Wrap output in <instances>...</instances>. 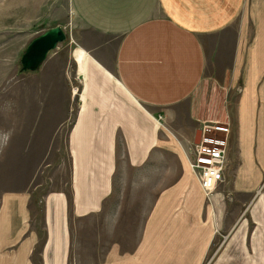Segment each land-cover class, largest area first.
Masks as SVG:
<instances>
[{
    "label": "crops",
    "instance_id": "0c3cea01",
    "mask_svg": "<svg viewBox=\"0 0 264 264\" xmlns=\"http://www.w3.org/2000/svg\"><path fill=\"white\" fill-rule=\"evenodd\" d=\"M23 2L0 0V56L4 21L9 17L5 14L15 10L19 19ZM246 2L71 0L87 29L115 41L114 77L82 49L75 53L84 79L69 133L75 174L73 213L77 217L97 213L112 196L117 138L123 144V179H143L147 169L146 185L156 186L150 193L155 195L153 201L148 205L142 200L141 222H146V229L139 243L131 250L111 249L98 264H201L217 234L225 243L234 233L241 256L248 238L250 264H264V91L256 88L260 82L256 40L264 28L256 34L243 83L239 76L248 43L238 21ZM257 11L264 19V5ZM92 65L106 87L95 84L88 72ZM111 80L115 90L109 86ZM212 82L209 103L183 112L184 103L196 93L206 96ZM235 87L240 91L233 104L225 181L208 197L189 167L187 146L202 122L225 123L222 101L234 97ZM231 195L238 202L241 196H251L250 203H242L243 209L231 215ZM30 202L28 191L0 195V264H35L40 235L32 224ZM44 203L42 264H52V257L63 264L67 203L61 193ZM249 209L251 222H246L243 217Z\"/></svg>",
    "mask_w": 264,
    "mask_h": 264
},
{
    "label": "rangeland",
    "instance_id": "374dc122",
    "mask_svg": "<svg viewBox=\"0 0 264 264\" xmlns=\"http://www.w3.org/2000/svg\"><path fill=\"white\" fill-rule=\"evenodd\" d=\"M26 1L23 2L25 7L18 13L19 19L14 9L5 14V17H9L4 21L2 35L4 48L0 56V195L8 191L31 192L32 224L40 235L33 258L35 264H42L41 253L46 240L44 202L53 194H64L67 203L65 219L68 236L66 246L62 249L65 251L63 264H98L107 259L111 249L131 250L139 243L140 236L146 229V222H141L144 216L140 211L142 200H147L149 205L155 196L150 193L156 186L146 185L149 182L147 169L143 172V179L134 176L128 182L123 179L121 174L125 165L120 162L123 144L117 138L114 155L118 171L112 182V196L103 201L102 208L97 213L85 217L74 215L75 174L69 133L76 120L84 79L78 71L75 53L82 49L114 77L115 41L100 37L87 29L74 11L71 0ZM262 5L264 4L247 0L238 21L245 29L248 43L239 76L243 83L248 72V55L253 49L256 34L258 32L259 35V28H264V19L258 18L257 11ZM55 27L64 31L65 41L50 51L36 71L22 72L20 59L27 46L32 40ZM256 48L260 66L257 70L260 82L256 88L264 91V34L256 40ZM93 66L95 67L88 66L90 76L96 79V85L106 87L105 81L98 76ZM113 82L111 80L109 86L115 90ZM213 87L212 82L205 91L206 96L196 93L189 98L183 105V112L199 110L202 104H208L210 96L214 94ZM73 89L77 90L76 94ZM238 91L240 88L235 87L231 91L234 97L222 101V105L225 104L224 114L228 119L225 123L217 121L228 125L230 134L232 121L235 119L233 104L235 95H239ZM203 123L209 122L204 121L201 124ZM191 143L195 142L188 143V146ZM227 163L228 160L226 168ZM241 198L238 202L232 195L228 197V204L232 203L231 215L239 208L240 211L243 209L242 203H250L251 196ZM243 220L251 222L250 209ZM248 228L250 233L251 225ZM236 238L234 233L224 243L223 237L217 234L201 264H250L251 258L246 251V245L250 246V241L248 238L243 241L245 256L242 257ZM54 260L53 257L50 258L52 264H56Z\"/></svg>",
    "mask_w": 264,
    "mask_h": 264
},
{
    "label": "built area",
    "instance_id": "2783aa9c",
    "mask_svg": "<svg viewBox=\"0 0 264 264\" xmlns=\"http://www.w3.org/2000/svg\"><path fill=\"white\" fill-rule=\"evenodd\" d=\"M199 134L198 142L188 146V162L202 190L211 196L225 181L230 128L217 122L203 123Z\"/></svg>",
    "mask_w": 264,
    "mask_h": 264
},
{
    "label": "water",
    "instance_id": "95a60500",
    "mask_svg": "<svg viewBox=\"0 0 264 264\" xmlns=\"http://www.w3.org/2000/svg\"><path fill=\"white\" fill-rule=\"evenodd\" d=\"M65 41V33L59 28H51L39 37L35 38L27 46L20 59L22 72H34L46 60L50 51L56 49L59 43ZM199 139V132L196 133L194 142Z\"/></svg>",
    "mask_w": 264,
    "mask_h": 264
},
{
    "label": "bare ground",
    "instance_id": "6f19581e",
    "mask_svg": "<svg viewBox=\"0 0 264 264\" xmlns=\"http://www.w3.org/2000/svg\"><path fill=\"white\" fill-rule=\"evenodd\" d=\"M73 93L76 94L77 93V90L76 89H73Z\"/></svg>",
    "mask_w": 264,
    "mask_h": 264
}]
</instances>
